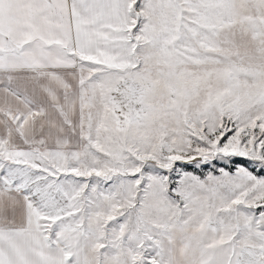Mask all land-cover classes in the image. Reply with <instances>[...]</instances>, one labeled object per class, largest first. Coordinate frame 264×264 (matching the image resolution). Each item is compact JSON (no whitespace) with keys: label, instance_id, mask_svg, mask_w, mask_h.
Listing matches in <instances>:
<instances>
[{"label":"snow or ice","instance_id":"6c2138e0","mask_svg":"<svg viewBox=\"0 0 264 264\" xmlns=\"http://www.w3.org/2000/svg\"><path fill=\"white\" fill-rule=\"evenodd\" d=\"M0 264H264V0H0Z\"/></svg>","mask_w":264,"mask_h":264}]
</instances>
